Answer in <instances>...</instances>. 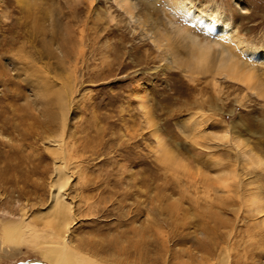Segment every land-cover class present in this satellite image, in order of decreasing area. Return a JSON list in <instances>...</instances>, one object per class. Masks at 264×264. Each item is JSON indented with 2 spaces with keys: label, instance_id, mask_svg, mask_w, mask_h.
<instances>
[{
  "label": "rangeland",
  "instance_id": "rangeland-1",
  "mask_svg": "<svg viewBox=\"0 0 264 264\" xmlns=\"http://www.w3.org/2000/svg\"><path fill=\"white\" fill-rule=\"evenodd\" d=\"M223 51L252 82L213 69ZM33 73L68 93L67 126ZM50 139L65 144L66 236L33 219L58 174ZM256 185L264 0H0V264H50L61 242L82 264H264V212L243 199Z\"/></svg>",
  "mask_w": 264,
  "mask_h": 264
},
{
  "label": "bare ground",
  "instance_id": "bare-ground-1",
  "mask_svg": "<svg viewBox=\"0 0 264 264\" xmlns=\"http://www.w3.org/2000/svg\"><path fill=\"white\" fill-rule=\"evenodd\" d=\"M127 2H129V1H127ZM124 3L127 4L126 2H124ZM188 4L190 5V3H188ZM134 17L135 16L132 15V18H134ZM208 20L214 23L215 16L209 15ZM143 21H145V19ZM143 21H142V23H143ZM227 24L222 25V28L220 30L221 34H223L225 36L230 33V28L228 27ZM232 40H233L232 41L233 45L235 44L237 47H240V46L244 47L245 46L243 39H241L236 34L232 35ZM224 51L222 52V57L219 60L220 64H217L216 66H214L213 69L217 70V69L223 68V69H225V71L229 72L230 77H232L233 79L234 78L236 80L238 79L239 81H243V83H245L246 81H249V80H251L250 82H252L253 81L252 80L253 79V74H252L253 71L247 70L248 72H246L245 69H247L246 68L247 66H243V63L241 64L238 61H233V59H231L232 57L228 56V54H226ZM206 58H207L206 54H203L201 56L202 61L205 60ZM225 71H223V73ZM30 82H32L34 89L36 90V92L39 96V100L41 102V105L43 106V108L46 109V112L49 114L51 112V110H53V112L55 111V114H57L58 117H59V115L61 116V118H62L61 123L63 122L62 123L63 127L67 126V123H68L67 122V119H68V112H67L68 110L67 109H68V105H69V102H68L69 96H68V93L66 91H64L65 89L58 87L56 83L54 84V82L43 79L41 76L35 75L34 73L32 74V76L30 78ZM248 85H249V83H248ZM250 86H251V84H250ZM51 118H52V116H51ZM49 142H50L52 154H54L55 157L58 156L57 161H56L58 174L56 176V179L54 180L55 181V184L53 185L54 186V190H53L54 192H53V196H52V200H51L50 204L43 211H37L34 214L33 219H35L36 217H41V219L45 220V223L47 222L48 226H50L53 230H55L56 232L61 231L66 236L70 230L68 224L70 223V220H72V219H70V216H71L70 215V212H71L70 206L71 205L66 201V198H65L66 194H65V192H63V189L65 187L64 183L67 182L65 180H68V178L66 177V162H65V147H64L65 144H64L63 139H59V140L58 139L57 140H55V139L51 140L50 139ZM161 150L165 151L163 145L161 147ZM164 154L166 155V158H168V159L175 157L174 154L169 153L168 151H165ZM254 160H257V159H254ZM254 160H253V162L251 161L253 164H254ZM234 175H233V177H230L229 175L224 176L223 178L220 179V182L222 183V185L226 186L229 184V180L234 179V177H235ZM259 184H261V183H259ZM240 185H243V184H240ZM252 185H254V184H252ZM257 187H259V186L256 185V186H254L253 189L251 188L250 190L252 192L248 193L249 198L245 197L243 199H244V202L246 203V205L248 206V208H246V210L251 209L250 205L254 204L257 211L259 213H261V212H264V210H262L264 208L263 207L264 195H262L261 192H258ZM23 226H24L23 222H20V221L18 222L17 220H8L7 222H5L3 224L4 235L8 239H11V240L12 239L13 240L19 239L21 234H22L23 228H24ZM61 234L62 233H60L59 236ZM58 242H60V241H58ZM45 256L49 260L50 264H82L81 256H78V254L68 250L65 242L58 243L54 247H52V246L49 247L47 249Z\"/></svg>",
  "mask_w": 264,
  "mask_h": 264
},
{
  "label": "water",
  "instance_id": "water-1",
  "mask_svg": "<svg viewBox=\"0 0 264 264\" xmlns=\"http://www.w3.org/2000/svg\"><path fill=\"white\" fill-rule=\"evenodd\" d=\"M17 264H46L42 261H25V262H19Z\"/></svg>",
  "mask_w": 264,
  "mask_h": 264
}]
</instances>
